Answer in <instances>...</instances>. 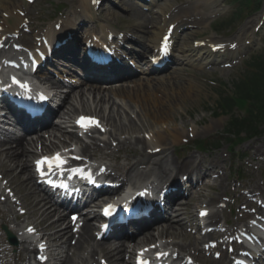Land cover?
<instances>
[{
	"label": "bare ground",
	"instance_id": "6f19581e",
	"mask_svg": "<svg viewBox=\"0 0 264 264\" xmlns=\"http://www.w3.org/2000/svg\"><path fill=\"white\" fill-rule=\"evenodd\" d=\"M79 5L83 7L86 14L90 16V4L88 0H79ZM0 7L4 8L2 11H8L12 8H5L3 5H0ZM125 10L128 11V13H132L134 16H137L138 10L132 9L129 5L124 6ZM199 7H203L205 10H200L199 13L202 16L201 20L197 21L196 23H201L203 19L207 18V14L212 13L214 11L215 7V0H191V9L197 10ZM171 8L170 4H167L166 6L162 7L163 15L159 16L156 20V25L153 27V30H147L146 31V42L148 45H155L159 43V40L162 36V32L164 29V24H167L168 22L165 20V13L169 12ZM213 9V10H212ZM133 10V11H132ZM211 11V12H210ZM215 12V11H214ZM213 12V13H214ZM87 16V17H88ZM192 15L189 13V11H184L183 13H179L171 17L170 21H176L183 17L190 18ZM2 16H0L1 18ZM16 25L21 23L22 19L20 16H16ZM152 20H149L148 22L151 23ZM142 25H145V23H142ZM184 25V24H181ZM180 25V26H181ZM163 26V27H162ZM51 31H55V29H51ZM178 50L180 53H182L185 57L189 58L194 51H197L198 54L194 55L193 57L196 60H199L200 64H203L204 59L208 58L209 55L207 54V51H203L204 49H197L193 46L192 43L184 42L183 44H180L178 47ZM228 50V49H227ZM78 51V47L75 45L68 49L65 54L69 59L74 60L76 53ZM186 58V60H187ZM76 60V59H75ZM140 63L143 62V59L140 58ZM64 73L69 74V70H63ZM145 70L143 71V73ZM148 71H146V74ZM167 80V79H162ZM145 85L152 87L154 89L156 86L164 87V91H161L159 89L148 90L149 88H144V81H138L135 83V85L130 88H126L125 85L119 88H104V86L96 85L93 83H87L86 86H82L79 89L74 91L73 87L71 86V90L69 91L68 95L66 96V99L63 102V105L68 103V106H66V110L63 108L58 112L59 118H61L64 123L65 121H68L70 117L71 112H75L79 109V107L74 103V101L71 98V94H74V99L80 101L84 108H88L90 104L92 106H95L97 115L102 119L105 126L108 128L104 130V134H101V137H103V140L105 141V137H109V140L106 144L105 149L112 150L114 141H118V146L128 145L133 143V138L130 135L131 131L135 128V124L133 121L129 120L127 118L128 114L130 112H133V114L137 115L136 122L139 124L138 128L133 131V133H139L144 132L152 134L156 133L155 136H152V139L157 143L156 146L164 147L166 144V139L164 138V135L172 134L173 137H182L184 134L183 128L186 126L187 122L183 119L181 124H177V114L179 111L187 112L188 105L190 106L192 103H187V97L192 99L194 103H196L195 98L200 97L201 93H203L204 86H194L192 84H188V82L184 83L183 81H177L173 80L172 82H169L168 84H154V79L149 80L148 84L145 82ZM76 87V88H77ZM130 89V90H129ZM170 90V91H169ZM105 91H108V93H105ZM94 92L93 97H91V94ZM89 93V94H87ZM98 93V94H97ZM102 93V94H101ZM110 93H114L115 95H123V100L117 101L116 98H113ZM98 95V96H96ZM70 99V100H69ZM126 122H125V119ZM181 117V116H180ZM202 118H196L191 123L193 126V130L197 131L196 125H198V122H200ZM189 123V122H188ZM164 125L168 126V130H163ZM191 125V124H190ZM152 127H155L154 130L150 129ZM61 129V126L58 127ZM126 135V138L121 139L122 135ZM144 134V135H145ZM38 137L35 139L34 137L31 138L26 144L23 143V140L19 141L17 143V148H12L5 150L3 152L2 156V163L6 164L8 161L10 163L11 170L13 171V168L17 165L19 168H21V172L28 175L27 181L31 183L32 174L30 171V168L28 166V157L31 156L32 153L35 152L36 143L39 140H42V137L40 134H37ZM180 135V136H179ZM137 137L139 138L138 142L145 143L146 139L140 137L138 134ZM136 137V138H137ZM111 139V140H110ZM169 144V142H168ZM94 148H97L98 144L94 143ZM145 145H150L149 143H145ZM155 146V147H156ZM115 147V146H114ZM117 147V146H116ZM249 148L257 149H264V143L259 145L252 146L250 143H248ZM88 148H85L84 150H87ZM129 147L124 148L125 153L127 150H129ZM161 153H164L166 151V147L162 149ZM142 154L138 155V158L136 160V163H139L141 160L146 159V161L142 162L145 164H149L148 169L143 171H138L134 174L133 177H142L141 175L150 172L151 170L155 169L156 167L162 169L164 172L176 173L178 172V169L180 166L182 169H188V170H198L200 173L203 171V167L201 166L203 164L202 161L197 162V159L193 155H189L185 160H180L178 158H174L170 155L165 154L162 156V154L158 153H146L145 149L143 148ZM127 155V153H126ZM145 155V156H143ZM1 157V156H0ZM124 165V164H123ZM126 166V165H125ZM215 166V165H214ZM127 167V166H126ZM217 167V166H216ZM134 164L130 166L129 172L132 173L134 170ZM180 169V168H179ZM208 171L210 169H207ZM206 170V173H207ZM12 173V172H11ZM205 173V174H206ZM205 174L203 176H205ZM215 182H219L226 188V184L218 178V180H215ZM37 191L38 188H35ZM35 190L33 192H35ZM43 199H46L43 197ZM39 201H36L34 203V207L39 206ZM213 204V199H210L208 201V204ZM37 212H41V215L44 217L43 220L47 219L50 216V213H47L42 210V207L36 208ZM177 215H180L179 213ZM176 215V216H177ZM216 217V212H212L210 215V218ZM176 220V219H174ZM172 220V222H174ZM179 225V226H178ZM178 225L176 224H169L166 223V225H162V228H160L159 232L167 235H173V236H180L184 235L183 231V224L179 221ZM54 226L53 223H48L45 226V229H48L50 227ZM61 226V225H58ZM59 228L57 229L59 232V236H65L69 234V228ZM138 239L135 240V245L142 244L145 242L149 237H154V233H152L151 230L144 231L139 233ZM90 235V233H89ZM86 236V232H83V235L81 236V239H83ZM92 237V236H91ZM198 236H195V241L193 245H196L200 240H203L201 238L198 240ZM93 239V238H92ZM125 241L113 243V244H105V243H98L93 242L91 240H86L84 245L81 244L78 248V252L80 249H86L87 256H85L86 260H91L94 258V255L97 252H102L104 255L108 256V260L111 264H127L128 262L123 261L124 252L129 248V245L124 243ZM177 244H181V242H177ZM179 248H181L179 246ZM183 253L187 251V248H184L181 250ZM75 261V260H74Z\"/></svg>",
	"mask_w": 264,
	"mask_h": 264
},
{
	"label": "rangeland",
	"instance_id": "374dc122",
	"mask_svg": "<svg viewBox=\"0 0 264 264\" xmlns=\"http://www.w3.org/2000/svg\"><path fill=\"white\" fill-rule=\"evenodd\" d=\"M51 1L54 2L55 5L57 3H65V5L70 8V7H72V3L77 2L78 0H51ZM230 2H231V0H222L221 5L224 8V10H223L221 15L227 16L236 7L235 3H233V5H231V4H229ZM19 3H21V0H0V5H4V6L6 5L9 7L16 6ZM184 3H185V0H184ZM40 4L41 5L36 4L32 7H30L31 12L33 15H34V13H37L38 16H41L42 20L49 23L52 19H54L57 16L56 8L53 6L54 4L53 5L51 4V6L44 4L43 2H41ZM263 9H264V0L261 4V9L259 11H256L254 14L249 15L246 19H244V14H245V11H244L243 12V20L237 26L236 30L233 32L232 31L231 32L230 31H224L225 33L223 34V36L225 37V39L235 38L237 36V34L241 30H243L244 28H248L249 32L252 33L256 27V24H257L259 18L261 17V11ZM1 10H2V7H0V12H1ZM112 12L115 13V15L113 14V15L109 16L110 13H112ZM108 16L112 17L111 19L113 20V22L121 25L122 27H133V28H137L139 31H145L146 30L144 27H139V25L137 26V24H138L137 22L139 20H141V21L143 20L141 13H139L138 17H137V16H134L128 12L126 13L122 10L113 8L112 6L107 4L104 12L101 14V17L106 19V18H108ZM96 18H97V16L94 17V20H96ZM213 21L214 20H211L212 23L207 24L205 26V28L197 27V28L191 29L189 31V37H191L190 40L193 37L196 38V37H203L206 35H211L212 34L211 27L215 24V23H213ZM94 25L96 26V23ZM151 25H153V24H151ZM149 28H151V26H149ZM191 32H196V34H190ZM255 36H257V40H256L257 44H255V46H253L252 48H256V47L258 48L259 46L262 45V41L264 40V28L262 29V31L260 32L259 35H255ZM261 37L263 39H261ZM262 47H263V45H262ZM260 50L261 49L258 48L256 50V53L259 52ZM240 65L241 64L235 66L233 69H229L228 72L227 71H219V72H208V73H203V74H195L193 77L187 76L186 79L190 80V81H187L188 84L192 83V84L198 86L199 85L198 79H195V78L196 77H203L204 78V77H207L209 75L210 79L218 80L219 82H221V80H222V81L226 82L227 85H231L230 83L232 82V80L235 79V81H236L237 79H239L240 74L244 71V65H242V66H240ZM188 69H191V68H188ZM178 72H179V70L175 71V73L171 72L170 75H166V76H168L170 80H173V78L178 75ZM71 73H72V70L70 71V74ZM183 74L185 75L184 70H183ZM162 77H164V76H162ZM142 78H144V76ZM167 82H166V84H167ZM202 83H203V81H202ZM117 86H120V84ZM117 86L112 85V86H108V87H114L115 88ZM163 87H165V86H163ZM163 87H161V88H163ZM219 90H220V87L219 88L213 87L211 91L208 89L205 90L204 94L198 99V101L196 103H194L193 101L190 100V98L187 97V103H192V104L190 106L188 105L187 114H184V115L182 114L183 115V117L181 116L182 119H184L187 122V120H192V119H195L199 116H204V122L202 124H205L207 122H212V121H218V126L215 127L210 133H208V134H202L201 133V134H199V136L195 137L196 139L197 138H207L209 136H212V138H214L217 134L222 132V130L224 129V127L226 125L227 116H222L220 114L216 115L215 110H214L215 103L217 100V93L219 92ZM221 90H223V89H221ZM113 95L114 94H112V97L116 98L117 101L123 100L122 97H117L116 95H114V96ZM92 96H93V94L91 95V97ZM79 106H80V108H79L80 110L84 109V107H82L81 105H79ZM88 110L89 111H95V108L92 106V108L89 107ZM212 110H214V111L212 112ZM236 113L239 116L242 115V113L239 111H237ZM127 118H129V120L131 118V122L133 121L135 124L139 125L136 122V115H135V117H133L130 114L127 116ZM124 119H125V117H124ZM125 122H126V119H125ZM177 123L178 124L182 123L181 118H179V117L177 118ZM137 125L135 126L134 129L138 128ZM187 125L188 124H186V126H185V131L187 129ZM152 128H154V127H152ZM140 133L143 134V132H140ZM136 134L137 133H132V135H136ZM186 135H187V133L185 134V136ZM260 136L261 137L252 138L250 140H248V139L244 140L242 142V144L239 145L237 152L240 153L241 151H243L244 153L247 154L245 161L239 160V159L233 161L232 157H228L229 154L227 155V153H228L229 148L227 146V142L224 139L222 140V143H221V146L222 145L223 146L220 149H210L209 148V150H208L209 154H200V156L205 157V158L216 157L217 155H219V156H222V158L224 159V166L223 167L225 168L226 174H229V176L227 177V183H229V189L226 192V194L233 192V187L231 186V184L234 180L237 182V180L239 179V181L241 183L242 182H248V185L245 188L250 190L251 186L253 185L250 177H253V179L255 177H257V179H259L260 176L264 175V172H262V170H261L260 175H259L258 166H253L251 168L253 170L252 173H249V171L247 170V168H249V167H247V163H250L249 161L253 157V150H252V148H248V143L249 142H256V145H257L258 143H260L264 140V139H262V138H264V134H262ZM125 137H126L125 134L122 135V138H125ZM187 138H189V136H187ZM260 139H262V140H260ZM59 141H61V140H59ZM182 145H183V143H182ZM186 148H187V146L183 149H186ZM189 148H191V143L189 144ZM120 151H122V154H124L123 150H120ZM122 154L119 153L117 156H119V155L122 156ZM5 169H6V167H5ZM239 185H241V184H239ZM213 187L216 189H219L216 184H214ZM215 193H217V192H212L211 189L207 191V194H209V195H215ZM30 206H32V202H31Z\"/></svg>",
	"mask_w": 264,
	"mask_h": 264
},
{
	"label": "trees",
	"instance_id": "16d2710c",
	"mask_svg": "<svg viewBox=\"0 0 264 264\" xmlns=\"http://www.w3.org/2000/svg\"><path fill=\"white\" fill-rule=\"evenodd\" d=\"M264 57V56H263ZM256 61V60H255ZM261 73L255 74L252 78L248 77L247 81H242L239 87L240 97L249 98L253 101V107L257 110L252 109L250 115L244 121L238 122L235 120L232 122L233 126H241L248 120H255L257 118H264V59L261 61L257 60ZM251 65H255L251 63Z\"/></svg>",
	"mask_w": 264,
	"mask_h": 264
},
{
	"label": "snow or ice",
	"instance_id": "6c2138e0",
	"mask_svg": "<svg viewBox=\"0 0 264 264\" xmlns=\"http://www.w3.org/2000/svg\"><path fill=\"white\" fill-rule=\"evenodd\" d=\"M167 37L164 38V47H165V50L167 49ZM16 83H20L19 81H15ZM22 87H27L26 84H22L21 85ZM79 123H81V125L83 127H88L90 126V124H93V123H98L97 121H95L94 119L92 118H87V117H81L80 118V121ZM44 163H48V166L51 168L53 166H62L64 163H66V160L64 158H62L60 156L59 153H57L55 156L53 157H44L42 158L40 161H37V164L38 165H43ZM113 206L109 205V208H111ZM30 231H34V229H30ZM41 247H43V245H41ZM43 259V257H41ZM141 264H146L145 261L141 260Z\"/></svg>",
	"mask_w": 264,
	"mask_h": 264
}]
</instances>
